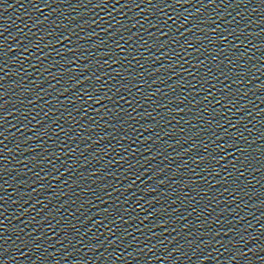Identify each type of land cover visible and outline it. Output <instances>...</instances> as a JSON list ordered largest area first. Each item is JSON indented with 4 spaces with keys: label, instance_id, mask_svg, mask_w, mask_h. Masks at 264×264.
Segmentation results:
<instances>
[{
    "label": "water",
    "instance_id": "1",
    "mask_svg": "<svg viewBox=\"0 0 264 264\" xmlns=\"http://www.w3.org/2000/svg\"><path fill=\"white\" fill-rule=\"evenodd\" d=\"M264 8V0H248Z\"/></svg>",
    "mask_w": 264,
    "mask_h": 264
}]
</instances>
